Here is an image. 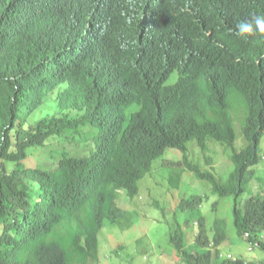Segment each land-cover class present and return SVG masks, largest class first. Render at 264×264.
I'll list each match as a JSON object with an SVG mask.
<instances>
[{
    "label": "trees",
    "instance_id": "1",
    "mask_svg": "<svg viewBox=\"0 0 264 264\" xmlns=\"http://www.w3.org/2000/svg\"><path fill=\"white\" fill-rule=\"evenodd\" d=\"M91 2L0 0V264H98V232L131 223L117 191L135 197L167 148L213 194L233 198L236 237L264 255V185L254 171L264 159V39L233 34L264 14V0H112L105 33ZM49 97L56 110L29 123ZM232 112L243 121L239 150ZM87 124L97 126L88 153L54 150ZM190 140L231 150L224 180L188 160ZM43 153L50 163L58 155L53 167ZM200 204L198 195L177 204L196 232L190 244L180 224L169 232L175 264H264L223 255L224 221L213 220L210 238Z\"/></svg>",
    "mask_w": 264,
    "mask_h": 264
},
{
    "label": "rangeland",
    "instance_id": "2",
    "mask_svg": "<svg viewBox=\"0 0 264 264\" xmlns=\"http://www.w3.org/2000/svg\"><path fill=\"white\" fill-rule=\"evenodd\" d=\"M175 79L176 74H173L167 82L172 83ZM54 102L49 97L29 116L28 122L33 123L56 110ZM233 113L235 132L233 147L239 150L245 145L242 135L243 121L237 119ZM243 117L242 114L241 118ZM82 129L83 132L54 144L52 146L54 150L67 149L77 155L88 153V149L92 148L90 137L96 133L97 126L87 124ZM84 139L88 140L82 141ZM206 146V149L201 151L194 140L188 141V160L196 163L201 170L213 172L215 176L224 180L233 170V163L229 158L231 150L214 140H207ZM259 152L264 158V134L259 142ZM49 155L43 153L42 163L47 167H53L58 155L54 154L51 163L45 160ZM207 157L211 159V165L205 162ZM181 160L182 153L179 150L167 148L164 154L152 162L150 171L139 180L138 194L135 197L129 198L123 190L117 191V204L129 212L131 223L124 229L114 224H106L98 232V264H175L173 261L175 255L169 243V232L177 227L176 224H180L189 244L193 242L196 232L192 222H184L191 213L177 211L180 199L190 195L201 197L199 209L204 215L210 238L213 220L218 218L224 221L227 242L221 249L223 255L230 253L234 257L253 260L264 256L258 249L250 250L245 241L236 237L232 227L233 198L213 194L206 180L197 178L193 172L180 166ZM254 171L255 176L264 185V159L254 166ZM258 180L249 184L248 190L239 198L240 201L257 191ZM138 239L141 242H136ZM144 250L145 252L141 254L140 251Z\"/></svg>",
    "mask_w": 264,
    "mask_h": 264
},
{
    "label": "clouds",
    "instance_id": "3",
    "mask_svg": "<svg viewBox=\"0 0 264 264\" xmlns=\"http://www.w3.org/2000/svg\"><path fill=\"white\" fill-rule=\"evenodd\" d=\"M111 1L112 0H92L89 4L90 12L94 15L93 18L95 21L99 20L96 25L102 33H105L112 22L106 15L107 7ZM103 19L105 22L102 21ZM233 34L244 41L256 37L264 39V14L253 13L249 18L238 21ZM226 256L231 258L234 257L230 253H227Z\"/></svg>",
    "mask_w": 264,
    "mask_h": 264
}]
</instances>
